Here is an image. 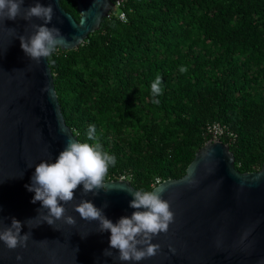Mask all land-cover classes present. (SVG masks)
<instances>
[{
    "label": "trees",
    "instance_id": "obj_1",
    "mask_svg": "<svg viewBox=\"0 0 264 264\" xmlns=\"http://www.w3.org/2000/svg\"><path fill=\"white\" fill-rule=\"evenodd\" d=\"M78 20L75 0H60ZM78 47L49 57L81 143L115 157L105 177L139 190L181 177L219 121L240 171L264 162V0H123ZM187 68L181 73L180 67ZM157 75L162 92L151 93ZM157 102H153V101ZM90 126L95 140L88 139Z\"/></svg>",
    "mask_w": 264,
    "mask_h": 264
},
{
    "label": "water",
    "instance_id": "obj_2",
    "mask_svg": "<svg viewBox=\"0 0 264 264\" xmlns=\"http://www.w3.org/2000/svg\"><path fill=\"white\" fill-rule=\"evenodd\" d=\"M114 1L75 0L78 20L60 0H25L22 7L51 3L55 14L48 27L60 29L66 39L58 47L68 50L100 27ZM81 19L85 24H80ZM42 23L21 17L0 22V230L9 227L14 217L22 224L21 235L32 234L27 248L10 250L0 241V264H261L264 162L257 170L240 171L235 153L222 139L205 141L184 175L155 185L163 189L162 198L169 201L175 219L167 233L153 238L152 243L161 246L154 257L119 261L118 250L108 249L111 232H99L98 221L84 220L74 210L86 199L114 224L130 217L136 209L129 206L133 197L128 193L139 189L129 179L104 180L106 188L97 195H84L79 185L72 202H60L75 225L61 219L53 226L45 222L37 227L47 210L41 202H31L35 193L25 185L31 183L37 164L55 162L69 138L81 142L65 120L48 58L37 64L20 45L19 36H30L32 25ZM29 219L31 226L25 223ZM105 249L113 255L105 256ZM18 255L23 259L17 260Z\"/></svg>",
    "mask_w": 264,
    "mask_h": 264
},
{
    "label": "clouds",
    "instance_id": "obj_3",
    "mask_svg": "<svg viewBox=\"0 0 264 264\" xmlns=\"http://www.w3.org/2000/svg\"><path fill=\"white\" fill-rule=\"evenodd\" d=\"M24 2L25 0H0V22L15 21L18 17L25 21H31L33 18L43 21L42 24L32 25L33 33L30 36H19L25 55L39 64L42 57L48 58L58 46L64 45L66 38L59 28L48 27L55 14L51 3L45 6L37 2L23 9ZM96 19L98 21L99 17ZM80 24H85V19H81ZM180 71L184 73L187 68L181 66ZM161 83L162 77L157 75L151 84V93L154 97L161 94ZM87 135L89 140L96 139L94 126L89 127ZM115 163V157L103 151L98 142L81 143L77 139L69 138L55 162L45 160L37 164L31 183L25 185L29 192L35 193L31 202H41V208L47 210L46 215H40L37 227L45 222L53 226L61 219L69 225H75V218L71 215L65 216L66 208L60 202H63V205L72 202L75 198L74 190L81 184L84 195L88 193L97 195L100 189L106 188L105 177L109 167ZM162 191L163 189L155 186L152 190L130 191L128 194L133 199L129 206L136 211L130 217H121L115 224L104 215L103 209L97 208L86 199L74 205V210L84 220L98 221L99 232H111L108 249L118 250L119 255L116 259L138 262L157 255L161 246L152 243L153 238L162 232L167 233L170 224L174 222V213L170 210L169 201L162 198ZM107 206L105 203L104 207ZM25 223L31 226L32 219ZM21 228V222L14 217L11 218V225L0 230V241H3L10 250L18 247L27 248V242L32 234L21 235ZM108 249H105L103 254L110 257L113 253ZM170 250L175 254L174 248L170 247ZM16 259L22 260L23 257L18 255ZM261 264H264V261Z\"/></svg>",
    "mask_w": 264,
    "mask_h": 264
},
{
    "label": "built area",
    "instance_id": "obj_4",
    "mask_svg": "<svg viewBox=\"0 0 264 264\" xmlns=\"http://www.w3.org/2000/svg\"><path fill=\"white\" fill-rule=\"evenodd\" d=\"M114 7H119V12L117 13V15L122 21H126L127 12L123 7V0H115L114 5L107 16H110L113 13H115L113 11ZM204 135L206 137V141L222 139L224 136H229L230 141H233L236 137L235 133L231 131L227 125L222 124L219 121H213L207 123L204 129ZM119 178L129 179L125 174L121 175Z\"/></svg>",
    "mask_w": 264,
    "mask_h": 264
},
{
    "label": "rangeland",
    "instance_id": "obj_5",
    "mask_svg": "<svg viewBox=\"0 0 264 264\" xmlns=\"http://www.w3.org/2000/svg\"><path fill=\"white\" fill-rule=\"evenodd\" d=\"M113 11H114L115 13H118V12H119V7H114Z\"/></svg>",
    "mask_w": 264,
    "mask_h": 264
}]
</instances>
